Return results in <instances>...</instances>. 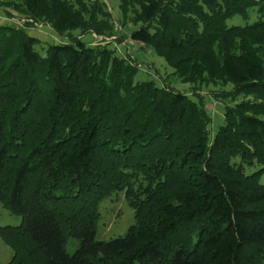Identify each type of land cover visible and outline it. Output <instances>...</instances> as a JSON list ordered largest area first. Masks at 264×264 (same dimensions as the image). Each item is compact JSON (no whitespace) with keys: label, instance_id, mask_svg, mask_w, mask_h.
<instances>
[{"label":"trees","instance_id":"trees-1","mask_svg":"<svg viewBox=\"0 0 264 264\" xmlns=\"http://www.w3.org/2000/svg\"><path fill=\"white\" fill-rule=\"evenodd\" d=\"M120 3L140 23L130 38L184 82L232 83L244 97L210 139L204 101L136 81L137 67L92 43L113 32L102 5L3 2L6 16L70 36L43 56L28 29L0 24V202L23 217L0 226L8 264H264V20L227 25L263 15L264 0ZM115 193L135 223L97 240L100 203Z\"/></svg>","mask_w":264,"mask_h":264},{"label":"rangeland","instance_id":"rangeland-1","mask_svg":"<svg viewBox=\"0 0 264 264\" xmlns=\"http://www.w3.org/2000/svg\"><path fill=\"white\" fill-rule=\"evenodd\" d=\"M0 24H12L29 30L30 34L39 38L36 46L37 51L45 56L49 45L61 43L70 38L66 33L60 35L53 27L44 21H35L19 13L13 17L4 14L3 2L9 0H0ZM13 1V0H10ZM88 2L103 6L107 12L105 23L113 28V32L108 35H97L94 33L92 43L107 45L114 50L115 54L123 57L133 66L138 68L136 81L153 80L159 86L170 85L175 90L188 93L193 98L204 101L212 122L209 125L210 139L214 137L221 125L224 124V113L226 106L233 105L234 102L243 99V95L235 97L232 93L234 85L232 83L215 82L211 84H192L184 82L175 70L168 64L164 57L156 53L153 47L133 41L130 38L131 31L140 24L134 19V14L126 13L121 7L120 0H86ZM3 6V7H2ZM259 19L264 20V14H258L251 11L248 19L242 16H234L227 21L228 26L251 24ZM75 35H82L78 30ZM91 33L83 35L84 40L91 39ZM194 90L196 92H194ZM101 218L97 224V240H110L124 235L130 226L135 223L134 209L129 205L124 193H115L104 199L99 206ZM23 217L11 213L2 202H0V226H18L22 223ZM79 245V240L69 237L66 243V249L69 253H74ZM14 255L11 248L0 235V264H8ZM24 264H28L25 260Z\"/></svg>","mask_w":264,"mask_h":264}]
</instances>
